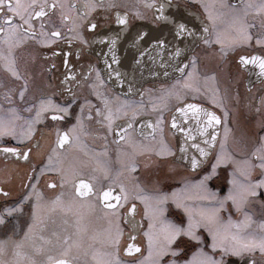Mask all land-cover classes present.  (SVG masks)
<instances>
[{
	"label": "flooded vegetation",
	"instance_id": "af4514ba",
	"mask_svg": "<svg viewBox=\"0 0 264 264\" xmlns=\"http://www.w3.org/2000/svg\"><path fill=\"white\" fill-rule=\"evenodd\" d=\"M51 2L52 0H49V3ZM60 2L76 5L74 13L84 10L85 0H60ZM96 2L105 5L112 2L120 7L116 9L99 7L90 14L89 19L96 24V28L82 30L84 37L88 40L86 45L78 40H73L71 44L66 43L65 39L57 40L53 44H43L38 42L39 37L37 40L24 39L12 50L15 67L23 79L13 77L5 70L4 62L0 61V115L8 117L11 115L8 109L15 108L20 117L32 119L35 117V111L29 113L26 109L29 105H38L41 99L50 97L56 103H63L66 100L70 102V97L64 91L66 86L78 98L72 106L71 116L65 117L64 121H52L50 117L38 121L29 141L20 143L12 137H5L0 142V147L32 149L28 161L0 152V185L9 192L8 197L0 196V209L17 203L30 190V187L26 188L28 176L32 174L34 167L39 171V166L47 163V157L53 155V149L58 153V157L53 155L54 160L59 159L66 173H72L74 170L81 169L82 165H86L83 168L86 174H90L97 161L107 164L113 174L120 171V158H123L118 152L120 149L127 152L129 158L137 165L134 172H124L122 176L130 191L137 197L131 200V203L136 205L134 214V219L138 222L136 231L133 232L132 224L125 216L128 205L121 209L120 219L115 220L105 215V210L95 200L77 198L71 183L60 187L58 173L46 172L38 185V191L43 196L41 215L46 227L43 231L37 229L36 235L37 237L45 235L53 240H55V237H52L53 232H57L60 237L68 236L70 243L74 245L68 257L62 256V250L55 246H49L52 250L48 254L57 259H71L79 255L80 264H96V261L92 259L93 253L111 251L109 240L116 235L117 231H120L123 233L119 243V259L122 264H141V262L149 264L146 259L148 247L145 235L149 231V225H152L153 233H159L169 223L183 228H186L188 224V213L183 207L178 208L171 198L165 204L166 211L163 217L150 218L152 217L150 206H154V198L157 195L168 194L171 197L174 191L180 190L177 196L192 210L193 215L198 217L202 209L220 207L219 201L223 200L229 194V190L234 187L231 183L233 179L243 183L246 180L243 162L252 156L254 149L260 143V138L264 137V128L261 127V122L264 121V104L261 103V99L264 98V76L259 75L258 66L242 64L240 57L264 55V49L255 44L237 46L227 55L221 56L219 51L221 46L215 40L217 32L224 34L225 37L233 33L235 15L243 17L246 24L255 25L251 29L253 34L262 31L264 11L258 9L264 0H156L154 7H145V0H96ZM160 4H164L163 15L170 17V20L160 18L158 11ZM249 5L251 7H246ZM232 6H235L234 9ZM117 11L121 15L127 13L126 27L116 24ZM209 13L215 17L214 28L213 21L209 19ZM172 20L185 23L201 34L204 27H209V35L205 39L212 41L205 44L197 39L195 44H192L190 54L184 63H188L193 56L196 57L194 77L189 81L193 87L182 89L183 96L180 102L174 96L169 97L167 92L172 89L177 80H180L181 84L184 83L188 71H192L190 64L183 74L178 72L172 77H155L143 82L142 74L136 77L142 83L134 82L136 78H132V74L139 70L134 57L138 59L139 50L147 48L148 52L144 56L146 61L148 57L155 60V57L160 55L159 48L150 46L158 39V36H163V26L175 25ZM39 23V20L35 21L37 31ZM52 23L62 31L65 38H70L67 29L71 27V23L62 25L59 21V12L51 18L49 27ZM170 31L174 32L175 29ZM109 33H111L110 42L109 39H104ZM124 36L128 41L125 44L117 43L118 39ZM138 36H141L142 40L137 39ZM112 37L116 39L114 49L120 63L117 65L111 60L108 63L113 64V68L120 71L126 81L134 82L132 92L127 91L126 85L116 82L115 76H112L111 80L108 79L104 54L108 53ZM150 37H152L151 42H149ZM4 50L7 54L6 46ZM125 54L130 57L124 58ZM152 63L154 61L151 60L150 64L148 60L149 68L154 66ZM90 68L93 69L91 72ZM96 69L100 72L103 84L97 80ZM70 72L72 76L69 77ZM65 77H69L67 85ZM25 81H27V89L21 101L19 90L24 87ZM94 84L95 87H93ZM193 89H199V91ZM9 92L12 93L11 104L5 99ZM97 92L102 96H98ZM103 98L107 99L114 111L119 109L125 101L132 103L133 106L142 103L149 111L153 103L166 104L167 108L163 112V139L174 154L164 156L158 154V142L161 139L159 130L155 133L156 140L148 136V132L151 131L148 128L144 129V137H141L138 131L134 133L136 139L143 145L135 152L122 142L119 144L114 142L115 138L112 135H107L105 138L101 125L96 119L88 118V106H85L82 127L77 128L70 142H65L62 147H58L56 130L67 131L76 123L80 104L85 99L90 101L91 106L102 107ZM186 103L199 104L202 108L221 117L218 132L216 131V143L212 150L213 162L215 155L221 152V141L224 142L223 151L230 159L226 164L220 165L216 174L206 182L207 190L216 194L215 200L205 199L207 192L197 186V181L210 165L205 164L198 169H192L189 163L187 164L181 158L182 153L179 151L185 146V134L171 127V119L176 108L183 107ZM152 115L154 117L155 113L153 112ZM203 118L205 120V117L201 115V120ZM123 119L125 117H119L114 121V125L121 124ZM194 121L192 126L187 127L192 130L195 138L188 142L190 152L195 151L190 147L194 143L206 147L203 141L207 139V136L198 131L199 125L195 118ZM17 123L22 124L23 120ZM137 128L139 129V125ZM225 128L228 130L227 137H225ZM208 132L211 133V131ZM253 178H258V174L254 173ZM49 181H56L57 186L49 187ZM57 196H61V203L53 207L52 202ZM139 197L147 198V202ZM35 203L36 198L33 196L31 200L23 204L22 212L7 217L5 223L0 224V241L8 239L18 241L23 237L28 226L33 222ZM245 212L250 217V223L245 228L237 229L235 224L244 220ZM218 216L221 233L227 236L229 242L232 235H238L243 241L251 237L259 238L264 232V229L260 227L264 224V194L249 198L240 211L231 200H228L224 207L220 208ZM229 221L232 223L230 224ZM195 232L202 239L198 241L186 234H181L172 244V248L179 251L175 256L171 254L166 256L164 264H168L169 260L176 261V264H187L189 261L192 264H199L205 254L218 260L221 258V249L211 247L212 236L208 229L201 225ZM130 233L135 235V241L129 240ZM77 243L80 248L75 247ZM129 243L137 244L140 252H126ZM84 252H87V256L83 255ZM249 256L254 257L256 264H264V254H261L259 250L254 253L245 252L240 257L228 254L223 259L225 264H248ZM4 258L12 259L10 248Z\"/></svg>",
	"mask_w": 264,
	"mask_h": 264
},
{
	"label": "snow or ice",
	"instance_id": "6c2138e0",
	"mask_svg": "<svg viewBox=\"0 0 264 264\" xmlns=\"http://www.w3.org/2000/svg\"><path fill=\"white\" fill-rule=\"evenodd\" d=\"M156 6V0H145V7ZM228 7L227 5H223ZM99 7L107 8H119L120 6L116 3L109 2L108 4L97 3L96 0H85L83 4V12H75L76 5L65 4L60 0H0V61L4 62V68L13 77L23 79L20 76L17 68L15 67V59L12 56V50L15 46L20 44L24 39L37 40L43 44H53L57 40L65 39L66 43L71 44L73 40L81 41L83 44H87L88 40L83 35V29H95L96 24L89 19L90 14ZM233 9L235 6H232ZM246 7H251L246 6ZM264 11V3L259 6V9ZM160 18L163 20H170V17L163 15L164 4L158 6ZM59 12V21L62 25L70 22L71 27L67 29L70 34V38H65L64 34L59 28L55 27L52 23L49 27L51 18ZM74 13V14H73ZM246 15V13H245ZM209 19L213 21L212 27H215V17L209 13ZM39 20V30L37 31L35 21ZM116 24L127 26V13L121 15L119 11L116 13ZM172 23L176 25L174 39L179 37H189L191 42L195 44L196 40H202L203 43L209 44L212 41L205 39L209 35V27H204L202 33L198 32L194 28H189L185 23H178L172 20ZM233 33L230 36L225 37L224 34L217 32L215 42L220 44V55L225 56L227 53L237 46H252L253 44L264 49V29L262 31L253 34L251 31L255 25H248L244 22L243 17L235 15L233 19ZM138 36L137 39H141ZM105 40L109 37L105 36ZM165 41L157 39L153 42L150 47L160 48L162 51L165 47ZM180 43H183L181 40ZM116 39L111 40V45L108 48V53H105V67L108 68L109 74L108 79L111 80L112 76H115L116 82L120 84L127 83L129 92L133 91V85L131 82L126 81L122 76V73L117 69L113 68V64L108 63L111 60L114 64H119L120 61L116 55L114 45ZM6 46L7 54L4 50ZM184 51L179 45H173V50L168 53L171 57L181 58L180 62L177 63L176 71L183 74L191 65L192 71H188L187 78L184 83L181 84L180 80H177L173 85L172 89L168 90L167 95L169 97L174 96L175 99L180 102L182 100L183 92L182 89L192 88V84L189 83L194 77L196 69V57L193 56L188 63L183 62L181 56ZM148 52V49H142L138 52V57H144ZM110 54V55H109ZM136 63H140L141 60L134 57ZM241 63L246 65H255L259 68V75L264 76V55H251L241 56ZM93 69L90 68V72ZM96 71L97 80L103 84V79L100 77L98 69ZM72 73H69V77ZM69 77H65V83L67 85ZM95 87V84L93 85ZM27 89V81L23 88L19 90V97L21 101L24 99L25 91ZM199 91V89H193ZM70 97L63 103H56L50 97L47 99H41L37 104L29 105L26 109L29 113L35 111V117L32 119H24L17 114L15 108H10L8 111L11 113L10 116L5 117L0 115V142L5 137H12L17 142L29 141L35 132V124L41 119H50L52 121H64L65 117L71 116V110L73 104L77 102V97L72 93L71 89L67 86L64 89ZM98 96H102L101 93H96ZM12 93L9 92L5 97L8 103H12ZM141 95H143L141 93ZM104 102L102 107L91 106L90 101L87 99L80 104V112L76 116V123L71 126L67 131L56 130L58 147H62L65 142H70V138L74 136L77 128L82 127L84 119L85 106H88V118H95L97 123L101 125L105 138L107 135H112L116 143H124L133 149V152L137 148L143 147L141 141L136 139L134 133L137 131L141 137H144V129L148 128L151 131L148 132V136L152 140H156L155 133L157 130L161 132V139L159 140V152L161 156L172 155L171 149L167 146L163 139V128L164 123L163 112L166 110L167 105H158L153 103L151 105V111L142 104H135L125 101L119 109L115 111L109 106L106 98H103ZM215 103V100H213ZM261 103L264 104V98L261 99ZM192 113V116L197 121L199 127L198 131L207 136V139L203 141L206 147H201L200 144L194 143L190 147L195 149L194 152L189 151L188 141L194 140L192 130L187 127H181L179 121L175 116L171 119V127L173 130H178L185 134V146L180 148L179 151L182 153V159L187 160L192 169H198L205 164H209L210 167L205 174L197 181V186L203 188L207 195L205 199L215 200L216 194L207 190V181L210 180L215 174L220 165L226 164L230 157L224 153L223 145L221 141V152L212 156L213 145L216 143L215 131L209 133L208 129H215L216 125L221 123V117L217 116L214 112H210L207 109L202 108L199 104L186 103L183 107L176 108V112L182 115V118L189 119L188 112ZM130 112V114H129ZM155 113L153 117L152 113ZM201 115L205 117L204 122L201 124ZM225 117L227 113H224ZM119 117H125L121 124L114 125V121ZM139 118V119H137ZM23 120L22 124H18L17 121ZM155 120V122H153ZM139 125V129L137 128ZM261 127L264 128V121L261 122ZM227 128H225V137H227ZM78 139V137H76ZM38 146V145H37ZM0 152L10 154L18 158H22L28 161L30 158L31 148L22 149L20 147L3 146L0 147ZM120 156V171L113 174L111 168L107 164H101L97 161L96 166L91 169L90 174H86L83 168L86 165H82L81 169L74 170L72 173H66L63 165L59 159L54 160L53 155L58 157V153L53 149V155L47 157V163L39 166V171L34 167L32 174L28 176V185L30 190L26 192L22 198L14 204L6 205L0 209V224L5 223L7 217H12L14 214L22 212L23 204L31 200L34 196L36 203L34 205L32 224L28 226L27 231L24 233L20 240H2L0 241V264H80V256H73L71 259L61 258L57 259L53 255L48 254L52 248L49 246L59 247L61 255L68 257L74 247L73 243H70V237H60L57 232L52 233V237L45 235H39L37 237L36 230L43 231L46 227L45 221L41 215V201L43 199L42 193L38 191V185L40 180L44 177L46 172H55L59 174L58 182L60 187H64L66 184L71 183L73 193L77 198H85L88 200H95L104 210L105 215L112 217L115 220H119L121 216V209L128 205L126 218L132 224L133 232L136 231V225L138 222L134 219L136 205L131 203V200L137 198L135 193L130 191L124 179L122 178L124 172H134L136 170V162L131 160L127 152H123L118 149ZM119 158V157H118ZM244 175L246 180L244 183H238L235 179L231 181L234 185L233 189H230L229 194L219 201V208H212L208 210H200L199 216L193 215L191 209L185 206L180 198L177 196V191L171 194H159L154 198V206L151 207L152 219L157 217H163L166 208V202L171 198L176 202V206L183 207L184 211L188 213V224L186 228L180 227L174 224H166L165 227L159 233L152 232V225H149V231L145 233L147 236V247H148V259L150 264H164V258L171 254L175 256L178 249H173L172 244L181 235L186 234L194 240H201L202 238L196 235L195 230L203 225L208 229V232L212 236V249H221V258L218 260L212 256L204 255V258L199 261V264H225L223 257L228 254H234L238 257L242 256L245 252L254 253L259 250L261 254H264V232H262L259 238L251 237L247 241H243L238 235H232L231 241L227 240V236L222 235L221 228L219 227V216L218 212L220 208H223L225 202L231 200L236 205L237 210H242L243 206L248 202L249 198H255L258 195L264 194V137L260 138L259 145L254 149L252 156L246 159L244 162ZM258 174V178H253V174ZM187 184V181H185ZM48 186L55 188L57 186L56 181H49ZM0 196L8 197L9 192L5 191V188L0 185ZM63 196V193H61ZM61 196H57L52 202V206L55 207L61 203ZM140 199L147 198L139 197ZM231 224L232 222L229 221ZM250 223V217L245 212L244 220L240 223L235 224L237 229L245 228ZM264 229V224L260 226ZM226 231V230H225ZM123 233L117 231L115 236H112L109 240L111 245V251L103 253H93L92 259L96 261V264H122L119 259V243ZM136 237L132 233L129 234V240L135 241ZM76 248H80V245L75 244ZM9 248L12 252V259L8 260L6 256ZM140 252V248L135 243H129L126 247V252L132 253ZM87 256V252L83 253ZM40 257H45L41 259ZM143 264V262H141ZM168 264H176V261L169 260ZM187 264H192L191 261ZM248 264H256L253 256H249Z\"/></svg>",
	"mask_w": 264,
	"mask_h": 264
},
{
	"label": "water",
	"instance_id": "95a60500",
	"mask_svg": "<svg viewBox=\"0 0 264 264\" xmlns=\"http://www.w3.org/2000/svg\"><path fill=\"white\" fill-rule=\"evenodd\" d=\"M175 28H176V25L163 26V29H164L163 36H158V39L164 40L166 42L163 51L159 48L160 55L158 57H155V60L154 58L148 57L146 61L145 57H142L141 62L136 64L139 70L137 71V73L132 74L133 76L132 78L140 77L143 74V82H144L148 79H152L155 77H159V78L172 77L178 73L175 69H176L177 63L180 62L181 58L171 57L170 55H168V53H170L173 50V45H179L181 48L184 49V51L181 54V56L184 58L183 59V62H184L185 59H187L188 55L190 54V49L193 43L191 42V38L189 37H179L177 39H174L173 37H174L175 31L172 32L170 30H173ZM110 36H111V33H109L108 35L109 42L111 39ZM113 38L114 37H112V39ZM153 40H154V37H153ZM181 40L183 41V43H180ZM127 41H128L127 37L124 36V37H121V39H118L117 43L125 44ZM151 41H152V37L149 38V42ZM123 57L129 58L130 55L125 54L123 55ZM138 59H140V57H138ZM148 60L150 64H151V60L154 61V63H152L154 65L153 67L149 68ZM109 71H110L109 69L106 70L107 74H109ZM134 82L142 83L140 80H138V78H136ZM134 82L132 81V83ZM122 85L123 86L126 85L127 87V83L122 84ZM127 91H129V89ZM173 116L177 118V120L179 121V125L181 126L183 125V126L188 127V126H192L195 123L192 113L190 111L188 112L189 119L187 120L183 119L182 115L178 112H175ZM200 122L202 124L204 122V118ZM208 131H211V132L215 131V133L216 131L218 132V125H216L215 129L209 128ZM185 162L187 164L189 163L187 160H185Z\"/></svg>",
	"mask_w": 264,
	"mask_h": 264
},
{
	"label": "rangeland",
	"instance_id": "374dc122",
	"mask_svg": "<svg viewBox=\"0 0 264 264\" xmlns=\"http://www.w3.org/2000/svg\"><path fill=\"white\" fill-rule=\"evenodd\" d=\"M238 183H243V182H241V181H237ZM234 188V187H233ZM230 191V190H229ZM143 263H145V262H143ZM147 263H149L150 264V262H149V260H147Z\"/></svg>",
	"mask_w": 264,
	"mask_h": 264
}]
</instances>
